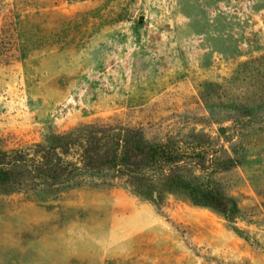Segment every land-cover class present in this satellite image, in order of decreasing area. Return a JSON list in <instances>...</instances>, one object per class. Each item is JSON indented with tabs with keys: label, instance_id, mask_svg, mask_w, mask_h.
<instances>
[{
	"label": "rangeland",
	"instance_id": "obj_1",
	"mask_svg": "<svg viewBox=\"0 0 264 264\" xmlns=\"http://www.w3.org/2000/svg\"><path fill=\"white\" fill-rule=\"evenodd\" d=\"M93 122L207 133L234 216L123 180L14 193L0 264H264V0H0V147Z\"/></svg>",
	"mask_w": 264,
	"mask_h": 264
},
{
	"label": "trees",
	"instance_id": "obj_2",
	"mask_svg": "<svg viewBox=\"0 0 264 264\" xmlns=\"http://www.w3.org/2000/svg\"><path fill=\"white\" fill-rule=\"evenodd\" d=\"M214 146L201 131L148 138L142 128L122 123L93 122L52 131L40 140L0 147V199L19 192L46 199L84 184L123 180L136 190H152L153 200L159 197L160 184L232 218L233 199L201 180L218 149L225 150Z\"/></svg>",
	"mask_w": 264,
	"mask_h": 264
}]
</instances>
